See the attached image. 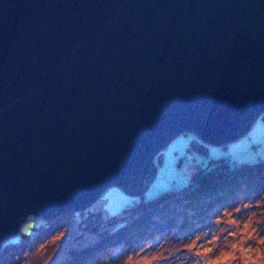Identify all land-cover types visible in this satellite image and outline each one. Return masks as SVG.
<instances>
[{"label":"water","instance_id":"95a60500","mask_svg":"<svg viewBox=\"0 0 264 264\" xmlns=\"http://www.w3.org/2000/svg\"><path fill=\"white\" fill-rule=\"evenodd\" d=\"M264 111V0H0V246L31 216L136 193L176 133Z\"/></svg>","mask_w":264,"mask_h":264},{"label":"rangeland","instance_id":"374dc122","mask_svg":"<svg viewBox=\"0 0 264 264\" xmlns=\"http://www.w3.org/2000/svg\"><path fill=\"white\" fill-rule=\"evenodd\" d=\"M219 155L229 164L264 158V114H258L240 136L224 143L204 142L188 130L176 133L158 149L155 159L152 156L155 172L141 193L129 194L110 184L82 212H61L46 220L30 215L16 234L2 241L0 264L63 263L74 250L98 238L97 231L80 228L78 218L84 212L117 214L137 196L150 198L165 189L186 187L192 171L211 166L210 157ZM83 264H264V188L239 195L193 227L172 225L131 245L113 243Z\"/></svg>","mask_w":264,"mask_h":264},{"label":"trees","instance_id":"16d2710c","mask_svg":"<svg viewBox=\"0 0 264 264\" xmlns=\"http://www.w3.org/2000/svg\"><path fill=\"white\" fill-rule=\"evenodd\" d=\"M259 114H264V111ZM197 142L200 148H205L203 142ZM158 149L153 154L154 159L158 156ZM208 162L211 166L192 171L191 183L186 187L165 189L150 198L137 196L117 214L102 216L98 210L84 212L78 218L80 228L97 231L98 238L74 250L65 262L83 264L113 243L123 241L131 245L172 225L180 229L193 227L213 210L229 204L239 195L264 188V158L255 162L229 164L224 155H219L210 157ZM70 212L73 210L62 213Z\"/></svg>","mask_w":264,"mask_h":264},{"label":"built area","instance_id":"2783aa9c","mask_svg":"<svg viewBox=\"0 0 264 264\" xmlns=\"http://www.w3.org/2000/svg\"><path fill=\"white\" fill-rule=\"evenodd\" d=\"M154 158V157H153ZM153 161H154V159H153Z\"/></svg>","mask_w":264,"mask_h":264}]
</instances>
